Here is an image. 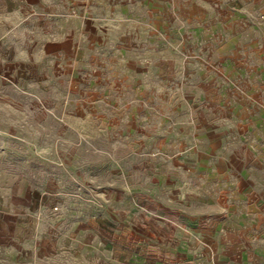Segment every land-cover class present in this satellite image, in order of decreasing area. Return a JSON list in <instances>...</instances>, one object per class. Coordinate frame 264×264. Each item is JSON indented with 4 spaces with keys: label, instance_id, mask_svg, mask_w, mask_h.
<instances>
[{
    "label": "rangeland",
    "instance_id": "374dc122",
    "mask_svg": "<svg viewBox=\"0 0 264 264\" xmlns=\"http://www.w3.org/2000/svg\"><path fill=\"white\" fill-rule=\"evenodd\" d=\"M2 28L0 264H264V0H1Z\"/></svg>",
    "mask_w": 264,
    "mask_h": 264
},
{
    "label": "crops",
    "instance_id": "0c3cea01",
    "mask_svg": "<svg viewBox=\"0 0 264 264\" xmlns=\"http://www.w3.org/2000/svg\"><path fill=\"white\" fill-rule=\"evenodd\" d=\"M1 22L3 24V21ZM3 34H4V28H2L0 36H2ZM126 250L127 249L123 248L122 245H120V247L118 246V248H115L109 255H105L106 258L104 259L105 264H124L122 262H126L129 260V254Z\"/></svg>",
    "mask_w": 264,
    "mask_h": 264
}]
</instances>
